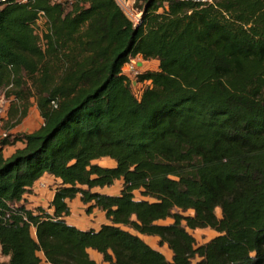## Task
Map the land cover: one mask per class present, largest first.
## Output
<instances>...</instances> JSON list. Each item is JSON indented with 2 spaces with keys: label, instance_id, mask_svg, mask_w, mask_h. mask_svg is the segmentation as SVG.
I'll return each mask as SVG.
<instances>
[{
  "label": "trees",
  "instance_id": "16d2710c",
  "mask_svg": "<svg viewBox=\"0 0 264 264\" xmlns=\"http://www.w3.org/2000/svg\"><path fill=\"white\" fill-rule=\"evenodd\" d=\"M134 7L138 24L117 0L0 6V90L44 118L0 139L1 264H264V0ZM138 56L159 61L141 95L123 70ZM46 174L53 212L26 203ZM78 196L108 223H68ZM205 228L217 235L198 244L189 229Z\"/></svg>",
  "mask_w": 264,
  "mask_h": 264
},
{
  "label": "crops",
  "instance_id": "0c3cea01",
  "mask_svg": "<svg viewBox=\"0 0 264 264\" xmlns=\"http://www.w3.org/2000/svg\"><path fill=\"white\" fill-rule=\"evenodd\" d=\"M14 108H16V105L12 104L10 112L14 110ZM32 110H33L32 113L31 111H29L24 116V122L21 127L18 126L16 128H11L9 129V132L18 134L17 132L27 133V132H33L39 129L44 124V118L40 114L35 102H34V106L32 107ZM18 113L20 112L18 111ZM6 130L7 129L0 126V139L2 138L3 133L7 132ZM24 146H25V143L21 140H18L12 144L6 145L3 149V152L6 157H10L16 152L18 148H22ZM110 166H115V163ZM49 179L55 180L53 175L46 174L35 183L33 191L31 193L26 194L25 196L26 199H29L32 202L29 208H34L36 206L42 205L45 208H47L50 212H53V208H49V206H50L51 201L54 198L57 185H55L52 188H49L48 182H47ZM105 188L107 187L97 188L96 190L103 192V193H107V194L120 193V192H117V193L106 192L104 191ZM68 203H69L70 210H71L70 215L66 217V220L68 221V223L75 225L84 230H87L90 228L99 229L102 224L108 223V220L106 219L104 212L100 211L97 208H95L91 213H87L86 211L87 206L81 201L80 196L76 197L73 200L68 201ZM33 233H35V230H33ZM89 253H90V256L97 262L103 261V255L99 253L98 251L94 249H90ZM40 255L45 261L44 254L41 252ZM8 259L9 257L3 255L1 247H0V264ZM45 264H51V263L45 261Z\"/></svg>",
  "mask_w": 264,
  "mask_h": 264
},
{
  "label": "rangeland",
  "instance_id": "374dc122",
  "mask_svg": "<svg viewBox=\"0 0 264 264\" xmlns=\"http://www.w3.org/2000/svg\"><path fill=\"white\" fill-rule=\"evenodd\" d=\"M135 11H137L136 8H134ZM41 23V22H40ZM41 25H43L41 23ZM141 63V64H139ZM159 68V61L156 59H148V60H144L142 57L138 56L135 57V63H134V68L132 70H129V66H125L123 68V70L125 71V73L130 77V79L132 80V85H133V90L136 94L141 95L143 89L150 83V82H144V83H138L137 79H138V75L144 71L147 70H157ZM5 90V89H4ZM3 89L0 90V99L4 94ZM34 106V103L32 104L31 108L29 109V111H31L32 113V107ZM12 107V102H8L7 108H8V113L3 121V124L1 125V127H4L5 129H7L6 131L8 133H12L9 132V129L11 128H16L18 126H22L23 122H24V116H21L20 113H18V111H11L10 109ZM28 111V112H29ZM22 131V130H21ZM17 133H22V132H17ZM14 134V133H12ZM97 163L103 165V166H110L113 165L115 162L111 159V158H102L96 161ZM48 187L52 188L56 185L55 180L53 179H49L48 181ZM122 182H116L113 186L107 187L105 188L104 191L106 192H110V193H117L120 192L122 189ZM139 195V194H138ZM26 203L27 206L29 207L30 204H32V202L29 199H26ZM217 214L221 215V209L218 208L217 210ZM173 220L172 219H168L165 221H161L160 223L162 224H168L171 223ZM189 231L194 235V237L197 240L198 244H203L208 242L210 239H212L214 236L217 235V232L211 228H205V229H195V230H191L189 229ZM143 238L151 245H153L154 247L162 250L166 256L171 259L172 258V251L165 245V246H160L159 245V237L156 236H144Z\"/></svg>",
  "mask_w": 264,
  "mask_h": 264
},
{
  "label": "built area",
  "instance_id": "2783aa9c",
  "mask_svg": "<svg viewBox=\"0 0 264 264\" xmlns=\"http://www.w3.org/2000/svg\"><path fill=\"white\" fill-rule=\"evenodd\" d=\"M10 0H0V6L9 2ZM16 3H27L30 0H11ZM54 4H69L73 5L79 0H50ZM121 8L124 10L126 15L136 24H138L141 21L142 13L134 10V3L135 0H117ZM174 1H180V2H190L195 4H200L203 6H209V5H216L218 0H174ZM135 63V57H131L129 61L125 64V66H129V70H132L134 68ZM124 66V67H125ZM125 70V69H124ZM125 72V71H124ZM11 87V85L9 86ZM7 87V89L9 88ZM3 89L5 92L3 96L0 99V126L3 124V121L8 113V102H12L14 100V97L8 98L6 97V90ZM8 132L3 133L2 138L7 136Z\"/></svg>",
  "mask_w": 264,
  "mask_h": 264
}]
</instances>
